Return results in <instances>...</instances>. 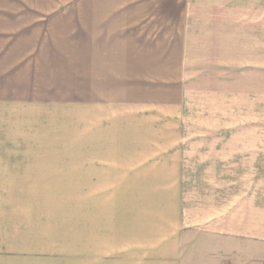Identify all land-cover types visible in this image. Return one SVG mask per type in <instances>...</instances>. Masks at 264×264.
I'll return each instance as SVG.
<instances>
[{
  "label": "crops",
  "instance_id": "1",
  "mask_svg": "<svg viewBox=\"0 0 264 264\" xmlns=\"http://www.w3.org/2000/svg\"><path fill=\"white\" fill-rule=\"evenodd\" d=\"M190 33L199 98L242 100L228 137L131 156L91 198L84 264H264V0H0V264H56L28 196L59 193L62 106L130 98Z\"/></svg>",
  "mask_w": 264,
  "mask_h": 264
},
{
  "label": "rangeland",
  "instance_id": "2",
  "mask_svg": "<svg viewBox=\"0 0 264 264\" xmlns=\"http://www.w3.org/2000/svg\"><path fill=\"white\" fill-rule=\"evenodd\" d=\"M194 38V33L188 34L192 45L182 46V61L180 57L175 59L181 46H164L171 49V54L165 53L164 57L168 64L156 67L157 72L140 83L138 91L133 89L130 98L109 100L103 105L76 102L75 106H62L59 193L28 196L29 215L33 206L38 216L37 245L43 251L40 255H45L48 248L50 252L52 246L56 264H84L83 220L85 214L92 213L91 198L108 200L112 195H105L110 191L103 189L114 192L115 187L127 185L128 180L119 176L142 161L145 163L140 165L147 166L152 154L178 156L180 144L194 150L193 141L201 135L228 137L229 129L222 124L228 122L229 106H238L242 100L222 99L217 92L213 97L199 98ZM236 117V123L241 122L238 111ZM231 119L230 116L229 123ZM213 120L221 125L220 130H212L211 125L201 129L199 122L212 124ZM131 156H135L137 164L128 161ZM98 191L101 194L97 195ZM52 232L53 244L46 241Z\"/></svg>",
  "mask_w": 264,
  "mask_h": 264
}]
</instances>
